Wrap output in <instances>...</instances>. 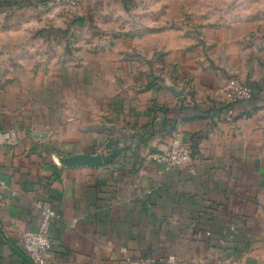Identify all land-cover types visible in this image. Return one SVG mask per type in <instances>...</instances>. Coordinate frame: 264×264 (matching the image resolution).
Segmentation results:
<instances>
[{
  "label": "crops",
  "instance_id": "crops-1",
  "mask_svg": "<svg viewBox=\"0 0 264 264\" xmlns=\"http://www.w3.org/2000/svg\"><path fill=\"white\" fill-rule=\"evenodd\" d=\"M38 201L48 264H264V0H0V264Z\"/></svg>",
  "mask_w": 264,
  "mask_h": 264
},
{
  "label": "built area",
  "instance_id": "built-area-1",
  "mask_svg": "<svg viewBox=\"0 0 264 264\" xmlns=\"http://www.w3.org/2000/svg\"><path fill=\"white\" fill-rule=\"evenodd\" d=\"M65 2L71 6H79L85 0H57ZM227 91L233 102H244L252 99L253 89L246 83L236 77H231L227 83ZM230 113H232L230 111ZM195 154L193 145H188L183 139L182 133L174 129L171 132V143L165 150L153 151L149 157L154 162L161 164L165 169L171 168H188L193 171L192 159ZM4 185V183H2ZM37 207L41 212V221L36 230H28L24 232L22 241L29 264H48V256L52 246L50 228L52 222L59 218L53 205L47 201H38ZM77 220H75L76 222ZM232 229H235L232 226ZM120 264H174L176 259L174 256L167 260H159L150 256L132 258H120Z\"/></svg>",
  "mask_w": 264,
  "mask_h": 264
}]
</instances>
